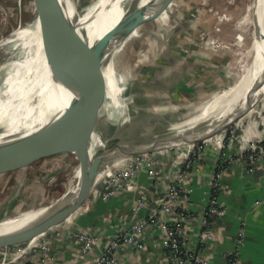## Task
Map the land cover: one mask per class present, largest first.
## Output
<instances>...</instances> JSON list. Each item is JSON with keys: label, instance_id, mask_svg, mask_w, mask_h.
Masks as SVG:
<instances>
[{"label": "rangeland", "instance_id": "obj_1", "mask_svg": "<svg viewBox=\"0 0 264 264\" xmlns=\"http://www.w3.org/2000/svg\"><path fill=\"white\" fill-rule=\"evenodd\" d=\"M35 1L0 0V34L2 32L6 34L19 24L32 19ZM74 1L84 9L95 0ZM254 1L173 0L169 3L167 12L164 11L165 14L162 12L157 18H151L152 21L142 25L140 35L128 49V57L120 62L119 66L127 83L130 80L134 81L133 96L141 102L131 107L136 108L138 113L127 121L130 125L125 124L119 134L134 136L142 134L148 127H156L159 132H167L188 126L191 123L183 122L176 128L171 126V123L177 121L188 109L185 106L180 107L178 103L207 98L217 90L236 83L253 59L249 49L254 43L256 24L254 13L249 14L247 6ZM246 17L248 18L245 19ZM149 44L151 45L148 48L152 47L156 57L162 55L163 59H169L167 68H164L165 66L161 68V63H158L160 65L158 68L165 70L161 78L156 76L159 71L155 72L157 58L146 61L143 59L149 58L152 54L141 56V50L144 47L147 49ZM6 56L4 51L0 52V60ZM0 63L1 82L7 74L5 66L1 61ZM151 72H154L153 77L150 76ZM200 77L209 79L202 82L203 79ZM219 77L223 79L219 81ZM215 80L216 85L207 88V85ZM200 84L203 85L198 88ZM132 99L134 98L131 97L130 100ZM166 105L169 106L168 111H155L156 108ZM263 110L264 106L259 105L255 111L262 117ZM99 129L106 136L116 133L113 122L105 113H100ZM213 138L195 144L191 147V152L201 155L209 148L218 149V145L225 149L234 138V125L224 131L221 143L214 141ZM169 150L179 152L180 148L163 151L169 153ZM154 153H150L149 157L154 158ZM75 156L73 153L51 155L35 160L25 170H14L15 172L10 169L0 170V218L50 203L58 199L66 189L75 185L80 179L76 177L78 159ZM137 157H131L127 161L128 166L138 161ZM122 170H117L119 171L117 173ZM111 180L110 175L107 182L110 184ZM106 188L107 186L104 192ZM93 198L92 194L87 201ZM28 241L1 247L0 264L4 263L5 255H11L14 250L16 252L20 245ZM37 241L42 243L43 240L39 237Z\"/></svg>", "mask_w": 264, "mask_h": 264}, {"label": "bare ground", "instance_id": "obj_2", "mask_svg": "<svg viewBox=\"0 0 264 264\" xmlns=\"http://www.w3.org/2000/svg\"><path fill=\"white\" fill-rule=\"evenodd\" d=\"M38 1L40 6L37 3L36 7L34 5L32 19L19 24L6 34L4 32L0 34V52L4 51L7 54L5 58L0 60L5 66L7 74L0 88V126L6 131L0 134L3 135L0 139V160L5 162L12 157L14 159L20 156L24 157L23 165L15 168V170L29 168L33 164L28 162L31 155H42L53 148L61 152L62 146H65V144H59L60 142L48 139L35 144H28L15 140L11 136L34 135L43 122L57 123L65 113L67 106L73 102H78L76 104L77 107L95 104V107L99 109L98 112L105 113L113 122L115 130H119L122 127V124L137 109L130 108L128 105L129 98L124 96L127 79L120 71V62L122 63L128 57V49L135 38L140 35L142 25L152 21L146 15L140 21L135 22L134 27L123 33L119 39L110 42L101 51L90 70L79 83L68 90L59 89L57 93L51 82L47 55L52 50L67 51L74 43L68 31L50 11L46 1ZM67 1H69L71 15L74 18L80 19V21H88L93 17L91 21L81 25L79 31L86 35L91 42H94L118 22L125 11L123 5L127 0H95L84 9L80 8L81 6L78 8L74 4V0ZM100 7L102 8L98 11ZM247 12L249 14L257 13L256 21L259 25L254 33V43L249 49V54L253 58L252 62L236 83L217 90L207 98L198 99V101L191 99V102L178 103L180 107L185 106L188 108L187 112L180 117H190L191 120L188 123L196 122L199 118L213 116L216 113H221L223 116L233 108L235 101H237V108L244 106L248 98L264 79V0H255L249 4ZM150 45H147V49L144 47L141 50V56L148 53L152 54L149 58H144L143 60L149 61L150 59L153 60L152 58H156L152 47L148 48ZM259 105L264 106V97L249 113L253 112ZM168 110L169 106L167 105L155 109L156 112ZM158 131L156 127H151L148 130V132ZM97 140L95 137L90 151L83 161L81 153L75 156L78 159L77 179L81 176L87 160L99 151L98 147L93 145L96 144ZM249 145L246 144L245 147L247 148ZM60 152L53 155L71 153L67 151ZM129 160L130 158H125L117 160L108 166H101L92 179L88 190L90 195H102L108 177L119 168L125 167ZM74 186L66 189L58 199L50 203L30 207L31 209L20 211L16 215L3 216L0 218V232L16 229L48 214L74 189ZM75 212L62 222L72 221Z\"/></svg>", "mask_w": 264, "mask_h": 264}, {"label": "crops", "instance_id": "obj_3", "mask_svg": "<svg viewBox=\"0 0 264 264\" xmlns=\"http://www.w3.org/2000/svg\"><path fill=\"white\" fill-rule=\"evenodd\" d=\"M166 52H169V45ZM156 58L155 72L159 71L156 76L161 78L165 70L159 69L160 65L167 68L169 59H163L162 55ZM150 76L153 77L154 72ZM200 78L202 82L209 79ZM222 79L219 77V81ZM216 83V80L211 81L207 88H212ZM202 85H198V88ZM255 110L234 125V134L237 135L234 142L225 149L219 145L218 149L209 148L197 157L191 175L184 183L188 198L183 201V206L189 213L185 221L184 246L187 251H197L202 229L201 217L210 198L211 179L217 171V164L225 165L217 197L226 211L220 217H211L213 238L199 250L208 258V264H226L225 254L237 249L240 239L239 254L243 264H264V151L252 160L243 156L246 144L252 140H264V110L262 117ZM223 136L224 132H221L212 138L221 143ZM193 146L181 147L182 153L170 150L169 153H154L153 167H141L131 183L115 195L107 198L94 195L93 199L86 200L85 205L77 209L72 221L62 222L38 234L36 238L40 237L48 246L46 252L34 247L26 256L11 264H93L115 234L147 215L167 198ZM142 194L147 195V202L141 210H137V202ZM83 231L96 237L88 252L82 250L83 241L79 233ZM141 239L144 244L142 248L125 243L120 245L118 257L121 264H171L161 228L148 225Z\"/></svg>", "mask_w": 264, "mask_h": 264}, {"label": "water", "instance_id": "obj_4", "mask_svg": "<svg viewBox=\"0 0 264 264\" xmlns=\"http://www.w3.org/2000/svg\"><path fill=\"white\" fill-rule=\"evenodd\" d=\"M45 1L50 11L68 31L74 43L67 51L52 50L47 55L51 82L53 88L57 90L58 93L59 89L68 90L79 83L90 70L101 51L110 42L119 39L123 33L134 27L135 22L138 20L140 21L146 15L150 18H157L160 13L166 11L169 3L173 0H127L123 5L125 11L118 22L94 42H91L86 35L79 31L80 26L91 21L93 17L88 21H80V19L74 18L71 15L69 1ZM73 2L76 4L75 1ZM36 3L40 6L38 0H36ZM76 6L79 8L78 4H76ZM101 8L102 7H100L98 11ZM254 20L256 28L258 29L259 25L256 21V12L254 13ZM133 82L134 81L130 80L124 90L125 98H129L128 105L130 108L141 102L140 99L133 96ZM2 85L3 81L0 82V88ZM131 97L134 98L132 101L130 100ZM263 97L264 79L248 98L244 106L237 108V101H235L233 108L223 116L221 113H216L207 118H199L196 122L183 128H176L177 126H181L183 122H189L191 120L190 117L179 118L177 121L171 123V126L176 128L174 130L167 132H148L151 128L148 127L142 134L134 136H121L119 131L125 124L130 125L127 121L131 117L137 115V110L130 115L119 130H115L116 133L114 135L106 136L99 129L100 113L98 112L99 109L95 107V104L79 105L80 107H77L76 104H78V102H73L67 106L65 113L57 123L51 124L48 121L43 122L34 135L24 134L11 136L15 140L28 144H35L44 139L55 140L60 142L59 144H65V146H62L63 151L61 150V152H71L76 156L81 153L82 161L87 157L93 140L96 137L98 140L96 144L93 145L98 147L99 151L87 160L81 172L80 179L75 184L74 189L67 194L51 212L16 229L0 232V248L34 239L44 230L69 217L90 197V192H88V190L90 189L95 173L101 166H108L117 160L131 158L140 154L154 153L202 143L228 130L239 122L258 105ZM4 132L6 131L0 126V134ZM2 136L3 135H0V139ZM55 151V148H53L44 152L42 155H31L28 162L33 163L35 160L60 152V150ZM23 160H25V158L22 156L16 159L12 157L5 162L0 160V170H15V168L23 165ZM85 192H87V194H85ZM29 209L31 208L22 211H27ZM69 227H71V225Z\"/></svg>", "mask_w": 264, "mask_h": 264}, {"label": "built area", "instance_id": "obj_5", "mask_svg": "<svg viewBox=\"0 0 264 264\" xmlns=\"http://www.w3.org/2000/svg\"><path fill=\"white\" fill-rule=\"evenodd\" d=\"M235 139L231 140L232 143ZM182 148L180 151L182 153ZM264 151V140L252 141L243 153L247 159H255L259 153ZM193 152V153H192ZM185 157V162L182 168L178 171L175 182L168 192L167 198L159 203L156 208L150 210V212L136 219L127 228L119 231L112 238L110 243L105 247V249L95 258L93 264H121L118 257V249L122 243L132 245L138 248L144 246L141 239V235L148 225L158 226L163 230L165 244L168 250V258L171 264H208L209 260L202 250L205 243L213 238L214 229L212 226L211 217H220L224 215L226 209L222 207L219 203L217 194L221 186V178L224 174L225 165L224 163H218L217 171L212 176L211 179V191L208 205L201 217L202 229L199 234L198 250L197 251H187L184 246V236H185V221L189 216V213L183 206V201L188 198L187 189L184 186L185 181L190 177L192 168H194V163L200 154L192 151ZM150 153L137 155V160L132 166L127 165L122 167V171H115L111 174L112 180L110 184L106 183L107 186L105 192H102L103 198H107L115 195L119 190L123 189L126 185L131 183V180L138 175L140 168L144 166L153 167L154 160L149 157ZM139 158V159H138ZM131 162V161H130ZM128 166V167H127ZM121 169V168H119ZM118 169V170H119ZM147 202V195L142 194L137 202L136 209L141 210ZM80 239L83 241L82 250L83 252H88L96 239V237L90 232H80ZM38 238L31 239L25 244L18 247L11 255H5L3 264H11L17 262L21 257L27 255L30 249L34 247H40L41 250L47 251L48 246L46 244L39 243ZM240 244H242V239L238 242V248L234 251L227 252L225 254L226 264H243L239 249ZM20 253V254H19ZM19 254V255H17Z\"/></svg>", "mask_w": 264, "mask_h": 264}]
</instances>
